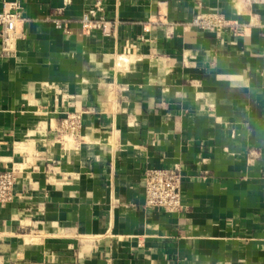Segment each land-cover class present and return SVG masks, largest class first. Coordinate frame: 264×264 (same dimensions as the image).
Here are the masks:
<instances>
[{"label":"crops","instance_id":"0c3cea01","mask_svg":"<svg viewBox=\"0 0 264 264\" xmlns=\"http://www.w3.org/2000/svg\"><path fill=\"white\" fill-rule=\"evenodd\" d=\"M5 2L0 264H264V0ZM148 168L180 170V212L144 207Z\"/></svg>","mask_w":264,"mask_h":264},{"label":"built area","instance_id":"2783aa9c","mask_svg":"<svg viewBox=\"0 0 264 264\" xmlns=\"http://www.w3.org/2000/svg\"><path fill=\"white\" fill-rule=\"evenodd\" d=\"M21 20L19 12L12 5L4 3L0 10V59L12 56L16 51L19 38L18 24ZM58 27L63 24L60 18L54 19ZM89 15L83 16L88 21ZM192 26L202 31L222 34L231 29L233 23L220 11L198 12ZM82 114L79 111L66 112L58 126L59 136L78 137L81 132ZM16 175L14 168L0 170V208L14 199ZM145 203L146 209H159L168 213H178L182 210V174L177 168H148L145 171Z\"/></svg>","mask_w":264,"mask_h":264}]
</instances>
